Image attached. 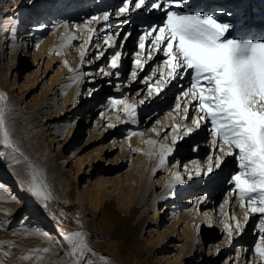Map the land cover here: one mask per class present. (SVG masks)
I'll return each instance as SVG.
<instances>
[{
    "label": "bare ground",
    "instance_id": "obj_1",
    "mask_svg": "<svg viewBox=\"0 0 264 264\" xmlns=\"http://www.w3.org/2000/svg\"><path fill=\"white\" fill-rule=\"evenodd\" d=\"M117 2L119 1L6 0L7 8L5 10L0 9V92L7 95L8 111L6 116L13 114L12 120L14 118L24 119L36 116L44 108H59L61 118L68 122L64 133L60 134L61 138L55 131L49 132V134L46 133L47 142L42 145L41 130H39L35 137V145L44 150L53 145V150L48 153L47 167L54 177H60L75 170L73 174L75 176L73 179V187L76 189L75 199L87 211L90 209L87 205L88 202H97V204L119 202L123 207L125 219H128L144 207L150 216L148 214L144 215L141 222L142 225L146 226H143L141 232L144 231L147 236V227H158L156 224L159 222L160 214L169 211L170 217L164 220L163 229L156 232L157 238L160 242H166L167 240L173 242L183 240L184 242L181 250L182 254L176 256L173 260L165 258L163 263L220 264L216 259L219 252L217 245H214L212 241L215 237L220 238L224 230H226L224 234H228V228L226 227V225H229L227 224L228 219L226 221L224 219L223 223L216 225V222L214 223L211 219L210 209L201 215L196 208V206L201 207L200 203L207 205V201H203L204 197L202 195L214 190L215 187L213 186L216 185L214 181L217 176L216 171L207 173L204 184L196 187L202 169L197 158L198 154L204 152L207 147L204 139L208 137L213 151L220 152V147H224L225 152L229 149L222 142L213 143L216 138L212 134V128L206 127L210 125L207 123L209 118L200 120V127L195 128L193 121L197 120L203 113L198 111V101L183 96V92L188 91L191 84L189 70L187 73H183V70H181L182 75L176 79H171L169 75H165L161 85L162 88L158 92L159 96L163 95L164 97L159 101H155V98L148 99L146 97H142L138 101H131L129 104L136 106L135 123L133 118L124 112V104H119L120 117H117L114 111L105 108L107 103L112 100L111 98L107 100L106 105H100L104 96L97 95L98 89H94L98 81L103 82L101 83L102 86L114 83L115 89H113V92L118 95L119 100L125 101L123 95L119 92L120 73L124 66V56L128 55L134 48H137V53H140V56L145 53L148 56L150 55L152 61L156 64L165 65L164 62L168 59L163 51H155V46L151 44L152 36L157 35L158 32L146 35V32L150 31L152 27L163 26L166 19L164 12L140 9L129 12L126 16H117L115 15L118 11L115 9ZM250 7L254 11L253 19H251V13L248 11ZM25 10L27 12L23 13ZM173 10L181 14L212 15L218 22L228 23L232 26L226 33L227 37L234 35L236 38H243L251 29L253 35L250 36L249 40L264 42V0H188L181 8L173 6ZM105 12L110 14L108 21L102 19ZM93 16L100 19L92 21ZM121 19H125V23L130 24L131 27L137 23L141 25L137 29L141 31L139 36L146 35L144 50L140 48V40L137 43L134 42L136 33L128 40V37H130L129 32L125 36L127 38H123L117 44V48L109 46L115 44L116 38V35L109 32V26L113 22H118L114 27H119V25L121 27L122 21H118ZM106 36L112 37L107 44L104 39ZM74 43H78V45L76 46ZM164 45L162 44L161 48L166 46ZM103 49L104 51L100 52ZM152 49L153 53L150 52ZM105 51H110L109 63L115 52L119 51L121 53L120 67L113 69L108 64L106 67H101L100 70L103 69V72L109 73L119 72V76H105L102 72L100 77L94 78L95 75L91 70L89 71L92 60L90 59L87 62V59L94 52L97 53L96 59H99L101 53ZM82 53L83 55H81ZM135 57L138 59L137 54H135ZM64 62L68 67L63 65ZM54 68H56L55 72ZM49 74L50 76L47 78ZM132 82L133 80H130V83H127L131 89L141 86H134L135 83L131 84ZM14 87L17 91H14ZM36 91H39L42 99L36 102L28 112H24L19 108L20 105L24 103L30 93ZM140 91L136 95H139ZM173 99H175V110H173L171 116H168V119L173 123L170 125L165 120L163 126L156 130L149 129L148 127L154 119L148 117L155 112L156 114L162 113ZM177 104L181 105L179 109ZM185 109H187V112H185ZM85 111L88 114L86 119H83ZM193 112L195 113L191 119ZM141 119L145 123L139 126L138 121ZM109 125L113 126L109 127ZM188 128H193L194 131L188 133L185 131ZM128 130L130 131L127 138L128 145L124 146L118 140V136L128 133ZM206 131L211 134L208 135ZM110 136L112 137L109 144L103 146V149L93 156L92 161L84 162L79 158L76 159L78 152L93 143L88 144L89 142L85 140V145L80 148L77 147L79 140L88 138L91 141L100 142ZM1 146L3 147V145H0V148ZM162 146L165 160L163 165L160 163ZM106 147L107 152H105ZM190 147H192V150H190ZM63 149L67 150L66 155L62 154ZM168 149L172 151L168 152ZM230 150L236 153L235 149ZM114 152H117L116 155H120V159L123 163H126L125 166L128 164L136 171L137 191L127 205L123 202L120 186L110 175L112 171L118 170L112 168L113 165L107 159ZM227 156L231 159L235 155ZM191 157H194V159L189 163L186 162ZM172 159H175V162L170 168H167L168 162ZM182 163L185 166L183 172H179L177 167ZM0 166L7 170L2 169L3 171H0V191H5L12 198H19L18 205L12 211L14 215L17 216L24 210V207L26 209L31 208L28 211L27 218L34 224L43 225L47 229V234L54 240L56 247L65 249V240L47 223L44 217L38 214L41 212L39 208L40 201L35 197L34 202H31L27 184L16 176L14 164H6V162L1 161ZM81 167L87 168V171H84V169L80 171ZM237 168L239 167L235 166L234 163H230L227 168H223V171H225L226 176H230ZM197 172L200 175H197ZM98 173L103 174V176H97ZM177 174H179L183 183L176 181ZM124 175H126L125 172ZM224 176L221 173L220 179ZM231 185L232 181H229L224 188L222 187V190H227L231 194ZM221 186L218 185L220 188ZM151 188L159 189L158 193H156V190L152 193ZM92 192L94 197L91 196ZM150 193L152 198L150 203L146 205ZM194 193L201 194L197 198L199 200L198 205L193 203L196 198L192 202L191 196ZM84 194L88 197L85 198ZM223 203L226 209L227 196L224 198ZM208 204L213 207V203L208 202ZM159 206H163V208L158 212ZM230 206L232 208V219L235 218L233 221H236L239 219L240 211H243V206L239 199L231 201ZM62 212L70 215V212L65 208H62ZM239 221L241 222L240 219ZM223 228L224 230H222ZM244 228L242 227V231ZM242 231L238 233L239 235L233 236V242H235L233 245L231 243L226 244L229 252H231L234 245H237L235 264H244L245 252L246 256L252 253L256 254V251L250 247L255 236L250 234L248 239L243 236ZM204 236H209L211 239L208 254L205 257L202 256L201 251L203 245L201 238ZM154 248L158 250V247L153 245L148 252L152 261L145 259L141 264H159L163 258L157 259L158 255L152 252ZM241 248L245 250L244 253H242ZM109 254L111 258L115 257L113 249L109 250ZM250 263L251 259H249ZM254 264L257 263L254 262Z\"/></svg>",
    "mask_w": 264,
    "mask_h": 264
},
{
    "label": "rangeland",
    "instance_id": "obj_2",
    "mask_svg": "<svg viewBox=\"0 0 264 264\" xmlns=\"http://www.w3.org/2000/svg\"><path fill=\"white\" fill-rule=\"evenodd\" d=\"M119 2L116 3L115 9H119L122 6V1L118 0ZM6 0H0V9L5 10L7 8L5 4ZM20 5V4H19ZM252 7L248 10L251 13V19H253ZM115 11V10H113ZM27 12L26 10L23 12ZM187 14V13H184ZM190 15V14H187ZM193 15V14H191ZM113 16V14H112ZM57 18V17H56ZM118 21H122V26L114 27V25L118 22H113L109 26V32L112 35H115L116 32L119 35H116L115 38V45L121 42V40L127 35L129 32L128 40L134 36V42L139 41L140 32L137 28L141 27L140 24H136L131 27L130 24H126L125 19H121ZM125 23V24H124ZM154 23V20H153ZM152 23V24H153ZM139 33V34H137ZM253 35V31L250 29L248 33L245 34L243 38H236L234 35L228 38H234L238 40H249L250 36ZM245 38V39H244ZM17 39V38H15ZM260 42V41H255ZM74 45H78V43H74ZM166 45V44H165ZM164 45V46H165ZM104 46V45H102ZM117 48V47H116ZM104 51L101 50L100 52ZM153 53V49L150 50ZM137 54V48H134L128 55L124 56V66L122 72L120 73V85H119V92L123 95L124 102L129 104L131 101H138L142 97H146L148 99H154L155 101H159L164 96L158 94L156 91L157 88H162V83L165 79V75H168V69L165 65L161 63L156 64V62L152 61V59H148L147 53L143 56L139 57L143 67H138L136 64L137 58L135 57ZM109 55L110 51H105L103 55L99 59L97 58V53L94 52L91 54L87 62L92 60V66L89 67V71L91 70L92 73L95 75L94 78H98L102 75V71L100 70L101 67H106L109 63ZM74 56V55H73ZM63 65L68 67V65L64 62ZM44 69V68H43ZM54 72L56 68L53 69ZM87 72V70H85ZM135 72L137 75L133 77L132 73ZM194 75L192 70H189V77H191V84L193 83L192 76ZM50 74L47 76V78ZM163 76V78H161ZM130 80H133L131 84H134V89H131L127 83H130ZM101 83L97 82L94 89H98V94L104 96L101 106L106 105L108 99H116L119 100V97L116 93L113 92L115 89L114 83H110L107 86H102ZM130 85V84H129ZM152 89L151 94H149V89ZM139 92V95L136 93ZM14 91L17 89L14 87ZM42 99L41 94L39 91L32 92L26 97L24 103L20 105V109L24 112H28L30 109L34 107L36 102H39ZM112 100H110L106 105V110L114 111L117 117H120L121 111L119 109V104L113 105ZM98 105V104H96ZM175 106V99L171 100L168 107L164 109V111L160 114L153 113L148 118L154 119L150 125L149 129L156 130L157 128L163 126L165 120L170 123L173 121L168 119V116H171ZM198 108V107H197ZM195 112L191 114V119L193 118ZM88 114L87 111L83 114V119H86V115ZM156 114V116H155ZM13 114L7 116V121L9 126L12 129L13 139L16 141L18 147L24 153V156L28 158L29 161L34 163L39 170H41L43 174L44 181L48 187V190L51 192V199L47 202V208L44 207V202L40 201L39 208L41 212L38 213L44 219H46L47 223H49L54 230H56L59 235L63 238L66 234L72 232H84L86 235L84 237L85 242L88 245V248L91 251L85 250L83 255L79 251L73 252L72 247L68 244L65 240V249H59L54 240L51 239L49 234H47V229L44 228L41 224H34L28 219V211L30 209H26L21 211L17 216L14 215V207L18 205L17 197L12 198L10 194H6L5 191H0V264H141L145 259L147 261H152L151 256L148 253L150 249H152L153 245L158 247V250L154 248L152 251L155 255L157 254V259L162 257L163 259L160 260L159 264H165L163 261L165 258L173 260L176 256H180L182 254L181 250L183 248V240L182 241H175L172 240L166 242H160L157 238L156 232L161 231L163 226L165 225V219L169 218V211H165L160 214L159 222L156 224L158 227H147L148 236L144 234V231L141 232L143 229L142 219L144 215L148 214L146 208H140L131 218L125 219L123 214V207L119 202H113L111 204H97L88 202V211L85 207H83L76 199H75V192L76 189L73 187V179H74V172L75 170L71 171L70 173L63 174L60 177H54L51 172L48 170V153L53 150V145L48 147V149H41L35 145V137L37 135V131L41 130L40 138L42 139V145H45L47 140L45 134L49 132H57V134L64 133L68 122L61 118L59 113V108H44V110L40 111L39 114L36 116L20 119L14 118L11 119ZM127 115V114H126ZM144 117V116H142ZM123 118V117H122ZM145 123L143 119L138 121L139 126ZM210 125H207V128H212L211 120L207 122ZM130 131L128 133H124L122 136H118V140L125 146L128 145L127 138ZM208 135L209 131H206ZM109 138L103 139L100 142H94L89 140L88 138L79 140L77 142V147H83L84 141L91 142L92 145L87 147L86 149L78 152L77 158L79 160L87 162L92 161L93 156L103 149V146L109 144L111 140ZM61 138V135H60ZM209 138V137H208ZM208 138L204 139V143L207 144L204 152H200L198 154V162L201 164V175L197 182L196 187L201 186L205 182L206 174L205 170L211 165H213V170L217 172V176L214 181L213 187L214 190L208 191L204 193L202 196L204 197L203 201L206 202V206L201 204V207H197L199 213L203 215L208 209H210L211 219L216 222V225L223 223L224 219L227 220V224L232 225V239L229 242L228 234L225 235L224 228L222 230L223 234L220 238L215 237L212 241L214 245H217L218 255L216 259L219 261L220 264H235V260L237 257L236 254V247L234 245L229 252L226 248V244L231 243L233 245V236L237 233L235 230V220L232 219V208L230 206V202L234 201L235 199H239L243 206V211H240V216L238 217L241 220L242 227H245L242 231L244 237L250 238V234L255 236V239L252 241L251 248L256 251L257 245H261L264 247V240L261 239L262 235H264V214L251 212L249 208L246 206L247 198L245 200H241V197L238 194V190L235 189L234 182L230 186V190L232 193L230 194L227 190H222L229 181H231L232 175H225V171L223 168H227L230 163H234L235 166L239 167V162L236 159V156L229 157L224 153L217 152V150L213 151L212 145L209 144ZM204 143H202L204 145ZM201 145V144H200ZM76 147V146H75ZM228 148V147H227ZM74 149V147H73ZM107 147L105 148V150ZM235 149V148H233ZM192 150V147H190ZM236 153L238 154V150ZM55 151V150H54ZM66 149L62 150V154L66 155ZM107 152V150L105 151ZM117 152L111 153L107 158L110 160L111 164L113 165L112 168L118 169L112 171L110 173L111 177L118 183L120 186L121 194L123 202L127 205L131 201V197L137 191V183H136V171L133 169L132 166L128 164L125 166L126 163H123L122 159H120V155H116ZM104 157V156H103ZM212 158L209 160V158ZM217 157L223 158V163L219 168L214 167V163ZM19 159L21 163H16V160ZM194 157H191L186 162L192 161ZM6 162V164H14L15 167V174L18 178L22 181L26 182L30 179L28 176V168L27 163L24 161V158L19 155V153H14L11 149H7L4 146L0 148V162ZM175 159H172L167 164V168H170ZM185 162V163H186ZM197 162V163H198ZM185 164L182 163L180 166L177 167L179 172H183ZM5 170L4 167L0 166V171ZM84 168L81 167L80 171ZM87 171V168L84 169ZM240 168L234 171V174H237ZM9 172V171H8ZM124 172L126 175H124ZM221 173L224 178H221ZM195 174V172H193ZM120 175V176H119ZM97 176H103V174L98 173ZM186 179V177H185ZM218 185H222L221 188ZM158 193L159 189L151 188V192ZM203 192V191H202ZM72 194V197H71ZM87 198L88 196L84 194ZM92 197L93 192H92ZM201 196L200 193H194L192 197L196 200L193 202L195 205L199 203V198ZM227 196V205L225 209V205L223 203L224 198ZM29 198L33 203L35 196L32 195L30 192ZM152 198L151 193L148 195L146 200V205L150 203ZM208 202L213 203V207L208 204ZM192 203V205H193ZM191 205V206H192ZM194 205V207H195ZM190 206V207H191ZM193 207V208H194ZM62 208L67 209L70 212V215H66L62 212ZM163 206L158 207V212L162 210ZM34 209V208H32ZM190 209V208H188ZM192 210V209H191ZM12 212V214H11ZM238 213V212H236ZM247 215L248 219L245 221L244 217ZM150 216V214H148ZM55 217V219H54ZM237 219V220H239ZM62 222V223H61ZM47 235V236H46ZM239 235V234H238ZM257 235V236H256ZM148 238H147V237ZM48 237V238H47ZM152 237V238H151ZM147 238V239H146ZM151 241L149 242V239ZM52 241V242H51ZM203 243L202 245V256H207L208 248L210 244V237L204 236L201 238ZM54 242V243H53ZM53 243V244H52ZM55 245V246H54ZM53 246V247H52ZM58 248V249H57ZM44 249H48V251H44ZM114 250L115 257L111 258L109 254V250ZM56 250V251H54ZM58 250V252H57ZM61 250V251H60ZM242 250V253L245 250ZM228 259L226 260V258ZM249 259H251L250 264H264L261 257L256 251V254H251L244 258V264H249ZM156 263V262H155ZM187 264H190L188 262Z\"/></svg>",
    "mask_w": 264,
    "mask_h": 264
},
{
    "label": "snow or ice",
    "instance_id": "obj_3",
    "mask_svg": "<svg viewBox=\"0 0 264 264\" xmlns=\"http://www.w3.org/2000/svg\"><path fill=\"white\" fill-rule=\"evenodd\" d=\"M187 2L188 0H122V6L115 15L126 16L129 12L140 9L164 12L166 19L163 26L152 27L146 35L158 32L157 35L152 36L151 44L155 46V51H163L168 57L164 63L171 79L181 76V70L183 73H187L188 70L193 71V83L188 91L183 92L185 98L198 101V111L203 113L193 121V124L195 128H199L200 120L210 118L212 134L216 138L213 143L222 142L229 151L225 152L224 147H220L219 150L225 155H235L239 162L241 171L232 175L231 181L234 182L241 200L247 198L246 206L251 212L264 214V42L228 38L226 33L232 26L218 22L212 15H187L173 10V6L181 8ZM109 16L110 14L105 12L102 19L108 21ZM99 19L96 16L92 17V21ZM115 35L118 36L119 33ZM146 35L139 37L141 50H144ZM104 39L107 44L112 37L106 36ZM162 44L166 46L161 48ZM137 57L136 64L142 68L140 53H137ZM120 58L121 53L115 52L110 58L109 66L113 69L119 68ZM147 58L151 59V56ZM101 71L103 72V69ZM103 74L119 76V72H103ZM132 75L135 77L137 74L133 72ZM151 91L150 88L149 94ZM156 91L159 92L160 89L157 88ZM6 102L7 95L0 92V145L11 149L14 153H19L24 158L30 177L27 181V189L44 202V207L47 208L51 192L41 170L24 156L13 139L12 129L6 116L8 111ZM111 102L113 105L124 104V112L133 118L134 123L136 122L135 105L116 99ZM180 107L181 105L177 104V108ZM185 131L191 133L194 129L188 128ZM232 148L237 149L238 154L233 153L230 150ZM171 151L168 149V152ZM211 159L210 157L209 160ZM16 163L21 161L17 159ZM160 163L162 165L165 163L163 146ZM222 163L223 158L217 157L214 167L219 168ZM212 170L213 165L210 164L204 174ZM197 175L200 173L197 172ZM176 181L183 183L179 174L176 175ZM247 219L245 215L244 220ZM226 227L231 242L233 228L232 225ZM235 230L237 233L242 231L239 220L235 222ZM85 235L84 232H72L66 234L64 240L72 247L73 252L79 251L83 255L85 250L91 251L84 240ZM261 239L264 240V235ZM256 251L264 261V247L257 245Z\"/></svg>",
    "mask_w": 264,
    "mask_h": 264
}]
</instances>
